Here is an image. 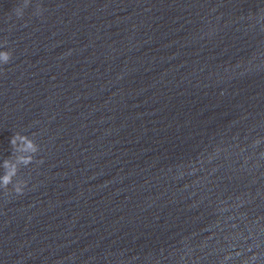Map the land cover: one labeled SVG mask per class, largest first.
<instances>
[{"label": "water", "instance_id": "water-1", "mask_svg": "<svg viewBox=\"0 0 264 264\" xmlns=\"http://www.w3.org/2000/svg\"><path fill=\"white\" fill-rule=\"evenodd\" d=\"M22 6L0 0V264H264V0Z\"/></svg>", "mask_w": 264, "mask_h": 264}, {"label": "clouds", "instance_id": "clouds-1", "mask_svg": "<svg viewBox=\"0 0 264 264\" xmlns=\"http://www.w3.org/2000/svg\"><path fill=\"white\" fill-rule=\"evenodd\" d=\"M28 2H29V0H24V6H22V7H18V8L16 9L17 15L23 16V9H24V7L27 6V3H28ZM3 58H4L5 60H7V59H8V54L5 53L4 56H3ZM14 139H15V138H14ZM27 147L30 148V149H32L33 151H35V147H34V145H33V143H32L31 141H28V143H27ZM26 162H27V161H26ZM7 163H8V162H6V166H7ZM14 173H15V170H13L12 173L6 174V175L3 177V180H4V183H5V184H7V183L10 182V180H11V176H12ZM18 191H19V189H18Z\"/></svg>", "mask_w": 264, "mask_h": 264}]
</instances>
